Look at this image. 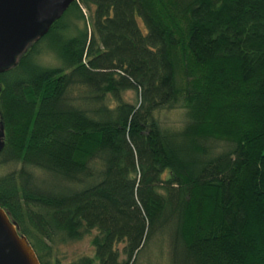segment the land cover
Here are the masks:
<instances>
[{"label": "trees", "instance_id": "trees-1", "mask_svg": "<svg viewBox=\"0 0 264 264\" xmlns=\"http://www.w3.org/2000/svg\"><path fill=\"white\" fill-rule=\"evenodd\" d=\"M0 121L40 264H264V0H72L0 72Z\"/></svg>", "mask_w": 264, "mask_h": 264}, {"label": "water", "instance_id": "water-1", "mask_svg": "<svg viewBox=\"0 0 264 264\" xmlns=\"http://www.w3.org/2000/svg\"><path fill=\"white\" fill-rule=\"evenodd\" d=\"M72 0H0V72L43 36ZM4 146L0 121V151ZM0 264H40L26 237L0 207Z\"/></svg>", "mask_w": 264, "mask_h": 264}, {"label": "rangeland", "instance_id": "rangeland-1", "mask_svg": "<svg viewBox=\"0 0 264 264\" xmlns=\"http://www.w3.org/2000/svg\"><path fill=\"white\" fill-rule=\"evenodd\" d=\"M85 12V15H87V11ZM48 43V42H47ZM47 43H41L42 46H44L42 49L47 50ZM47 56L43 58V60H46ZM126 96L129 99L133 98L132 92H127ZM184 118V108L176 107V108H170V109H162L159 112V119L160 122L163 124H170V123H178L179 120L181 121ZM18 165H14L12 163H6V164H0V175L5 174L8 171H11L13 168H17ZM32 173L39 177L41 172L39 171H32ZM45 182H50V179L47 177L45 178ZM91 253V245H90V236L88 234L81 235L78 239L70 240L66 243L59 244L58 246V255L62 258V256H66V259L64 262H67L70 259H73L77 256H81L84 254H90ZM144 262L143 264H166L165 261V254H154L152 255V252L148 254V257L143 258Z\"/></svg>", "mask_w": 264, "mask_h": 264}]
</instances>
